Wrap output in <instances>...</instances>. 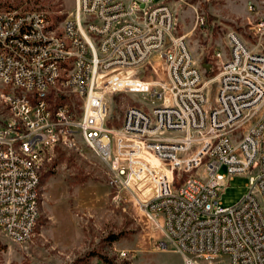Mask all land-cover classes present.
<instances>
[{
  "label": "built area",
  "instance_id": "1",
  "mask_svg": "<svg viewBox=\"0 0 264 264\" xmlns=\"http://www.w3.org/2000/svg\"><path fill=\"white\" fill-rule=\"evenodd\" d=\"M249 23L257 47L264 15ZM227 47L215 50L217 73L207 79L175 33L166 0H76L60 30L44 11L7 10L0 0V84L9 88L0 92L8 109L0 121V230L16 242L31 238L47 152L81 135L108 164L111 186L139 196L184 264L220 256L264 264V49L236 30ZM155 57L166 78L143 77L148 63L158 73ZM58 90L74 92L79 111L54 102ZM119 91L138 95L137 103L110 126L108 97ZM238 175L248 176L247 192L225 206L221 195Z\"/></svg>",
  "mask_w": 264,
  "mask_h": 264
},
{
  "label": "rangeland",
  "instance_id": "2",
  "mask_svg": "<svg viewBox=\"0 0 264 264\" xmlns=\"http://www.w3.org/2000/svg\"><path fill=\"white\" fill-rule=\"evenodd\" d=\"M166 2L174 10L175 33L186 37L207 79L217 73L215 50H228L229 31L236 30L256 47L249 22L264 15V0ZM1 4L5 8L10 4L19 12L44 11L60 30L64 20L75 12L76 0H1ZM250 4L255 5V11ZM198 16L204 18L203 23ZM256 48L264 49V41ZM152 63L158 73L148 63L143 77L166 78L163 59L155 57ZM4 89L0 84V92ZM215 90L213 84L212 100ZM52 96L54 102H68L75 111L83 104L71 90H58ZM108 98L106 122L119 127L127 107L137 103L138 95L119 91ZM7 115L8 109L0 99V121ZM222 171H226L225 166ZM248 181V176H234L224 188L222 203L230 206L238 202L247 192ZM40 193V216L29 240L16 242L0 230V264H184L182 253L142 209L139 196L132 190L111 186L108 164L81 135L75 137L74 145L60 143L47 152L41 167ZM212 264L229 262L220 256Z\"/></svg>",
  "mask_w": 264,
  "mask_h": 264
},
{
  "label": "trees",
  "instance_id": "3",
  "mask_svg": "<svg viewBox=\"0 0 264 264\" xmlns=\"http://www.w3.org/2000/svg\"><path fill=\"white\" fill-rule=\"evenodd\" d=\"M1 5H2V4H1ZM2 7H3V5H2ZM3 8H5V7H3ZM5 9H7V10H13L10 4H8V5H7V8H5ZM54 93H55V92H53V94H54Z\"/></svg>",
  "mask_w": 264,
  "mask_h": 264
},
{
  "label": "water",
  "instance_id": "4",
  "mask_svg": "<svg viewBox=\"0 0 264 264\" xmlns=\"http://www.w3.org/2000/svg\"><path fill=\"white\" fill-rule=\"evenodd\" d=\"M205 66H206L207 68L210 67V63L205 64Z\"/></svg>",
  "mask_w": 264,
  "mask_h": 264
}]
</instances>
